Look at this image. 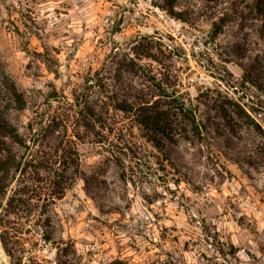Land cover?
<instances>
[{
	"label": "rangeland",
	"instance_id": "1",
	"mask_svg": "<svg viewBox=\"0 0 264 264\" xmlns=\"http://www.w3.org/2000/svg\"><path fill=\"white\" fill-rule=\"evenodd\" d=\"M144 46L158 61L137 54ZM246 71L264 84L256 0H0V119L23 143L0 138L26 168L0 181L33 195L30 215L3 218L0 264H264V136L253 124L237 120L234 133L216 104L199 103L211 149L177 138L161 153L107 106L110 92L148 89V73L191 99L220 89L248 104L262 94L244 86ZM62 146L78 163L60 198L49 179Z\"/></svg>",
	"mask_w": 264,
	"mask_h": 264
},
{
	"label": "trees",
	"instance_id": "2",
	"mask_svg": "<svg viewBox=\"0 0 264 264\" xmlns=\"http://www.w3.org/2000/svg\"><path fill=\"white\" fill-rule=\"evenodd\" d=\"M256 10L261 17V31L264 33V0H256ZM171 13L178 17L181 16V13L173 10ZM229 20L230 17L228 13L217 19L211 20L212 39H216L223 32ZM153 50L152 46H144L137 54L140 57L152 58L158 61ZM124 63L134 68L132 67L134 64L132 58L129 60L124 59ZM243 76L242 82L244 86L248 83L252 84L262 94L256 99L254 97H249L248 100L250 103L248 104L241 99H235L228 92H223L220 89H207L200 92L195 99H191L177 89H170L171 85L167 84L163 79H159L148 73L146 75L147 81L149 82V85L146 86L148 89H127L122 94L110 92L107 94V98L110 100L107 106L115 111L128 115L135 126L138 127L141 137L151 143L161 153L164 152L166 142L176 143L178 141L177 138L187 140L197 139L210 150V142L204 133L206 124L199 119L197 114L199 103L216 104V106L219 107L223 119L232 132H237L235 126L237 120H243L244 122L253 124L254 128L264 136V127L256 117V115L261 117L264 115V84L253 75L252 71H246ZM227 84L229 87H233L229 82H227ZM12 92L16 96L18 102L21 103L20 108H22V96L14 85H12ZM75 105L80 104L75 103ZM86 109L87 115L95 121L100 122L102 117L98 115L94 108L90 109L86 107ZM109 112L110 109L107 108V113ZM80 114H82V111ZM0 135L10 136L16 142L23 143V138L17 130L2 119H0ZM0 148L7 151L6 157L0 158V173L3 177L6 178L13 174L12 170L19 174H24L26 168H21L22 162L17 160L15 155H11V151L2 138H0ZM60 150L62 151L59 156L60 166L54 170L53 179H49V187H56L57 190L53 191V195H57L61 198L69 183L68 169L78 163V153L75 150L73 152L72 150H67L63 146ZM57 152L59 151L57 150ZM135 158V163L140 169L150 168L151 165L148 160L136 156ZM114 160L121 168L122 176L127 178V167L124 160L120 157H116ZM7 187H9V185L6 182L0 181V225H2L4 216H10L11 214H16L18 217L30 215L28 205L33 195H30L27 189L23 188L21 193H16L20 195H16L15 197L14 192H11ZM36 187L44 186H42L40 182V185ZM45 210H47L46 207L44 211ZM232 248L234 249L233 245ZM230 253L233 254L232 252Z\"/></svg>",
	"mask_w": 264,
	"mask_h": 264
},
{
	"label": "bare ground",
	"instance_id": "3",
	"mask_svg": "<svg viewBox=\"0 0 264 264\" xmlns=\"http://www.w3.org/2000/svg\"><path fill=\"white\" fill-rule=\"evenodd\" d=\"M2 255H3V252H2V249L0 247V257L2 258Z\"/></svg>",
	"mask_w": 264,
	"mask_h": 264
}]
</instances>
